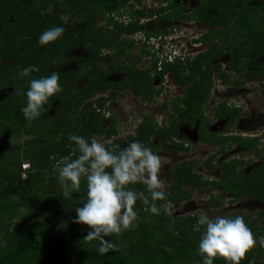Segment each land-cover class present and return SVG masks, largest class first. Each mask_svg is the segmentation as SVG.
<instances>
[{
	"label": "flooded vegetation",
	"instance_id": "af4514ba",
	"mask_svg": "<svg viewBox=\"0 0 264 264\" xmlns=\"http://www.w3.org/2000/svg\"><path fill=\"white\" fill-rule=\"evenodd\" d=\"M159 1L158 7L150 8L143 0L141 4L130 0L123 14L108 12L126 25L132 9L146 6L153 12L139 21L148 28L110 38L103 48L113 46L111 53L100 52L102 58H92L83 48L82 54L69 57L75 64L73 70L84 55L88 58L77 71V77L82 76L78 79L83 78L85 84L88 80L84 74L97 67L105 71L104 80L108 83L104 90L98 89L87 97L77 110L83 112L84 105L91 101L103 121L101 129L90 134V138L111 139L116 151L139 140L164 158L162 169L173 165L169 180L160 177L167 196L173 198L166 196L168 202L188 201L192 187L208 190V197L203 200L216 206L222 203L212 200L214 196L222 200L228 196L233 204L249 197L251 203L263 207L258 216H252H262L258 223L263 225L264 200L256 192L258 186L264 185V169H259L264 156V75L258 73L264 65L243 60L258 58L264 49L251 55V40L245 38L246 28H241L244 25L237 1L233 2L237 9L232 10V3L216 5L215 0H173L178 5L162 13L158 12L159 7L170 3ZM179 6L184 17L178 15ZM172 11V18L164 17ZM100 23L98 27L106 21ZM108 27L114 30V25ZM72 51L77 52V48ZM61 69L72 68L62 64ZM55 101L48 112L55 109ZM116 110L120 117L125 115L124 121ZM254 140L256 147L246 144ZM232 162L235 166L226 170ZM179 173L180 191L175 186ZM223 181L229 189L220 184ZM243 185L250 191H233ZM259 193L264 196V188ZM183 194L186 198L175 200ZM200 213L198 210L194 214ZM234 215L239 213L230 217Z\"/></svg>",
	"mask_w": 264,
	"mask_h": 264
},
{
	"label": "trees",
	"instance_id": "16d2710c",
	"mask_svg": "<svg viewBox=\"0 0 264 264\" xmlns=\"http://www.w3.org/2000/svg\"><path fill=\"white\" fill-rule=\"evenodd\" d=\"M65 1L66 3H63L62 0H0V77H5L7 80L11 73L8 71L9 69L14 68L20 72L29 65H35L39 71L34 72L37 75L34 78L31 77L32 79L50 76L53 72H57L60 77L59 83L63 88L62 92L51 97L48 103L44 105L41 116L35 120L34 125L25 127L22 132H18L15 129L18 128V125L14 128L11 127L10 132L5 137L7 139L12 133L17 136L33 134L35 141H30L33 145H39L42 141L47 143L46 150H41V148L38 151L35 150L33 151L34 155H31L28 150L23 151L26 157L31 156L30 159L33 162V168L28 169L27 176H22L21 160L17 163V171L6 175L0 172V199H9V197L13 196L20 198L18 202L3 203L0 201V212L8 214L11 219L22 205L29 208L28 212L30 214H33L30 206L35 205L36 209L41 210L40 212L43 216L52 217H55L58 209H62L65 205L63 192L55 190L58 181L57 177H51L45 183L44 174L49 168H53L54 162H57L61 157H71V160L79 153L76 150L74 151L72 145L75 146V144L74 142H70L67 136H63L58 141H51L46 138V135H51V132L57 133L59 129H63L64 127H72L73 133L90 139V134L99 131L101 123L103 124L100 115L92 107L91 101H87L84 105L83 112L80 113L77 108L94 91L98 89L104 90L108 86V83L104 80L105 71L95 64L94 66L97 67L95 70L84 74L88 82L82 88H77L75 86L77 71L81 70L88 58L83 57L84 59L82 58V61H79V66L75 70H62V63L58 61V57L70 53L75 46L81 45L85 47L92 58H102L99 54L101 49L110 43V38L148 28L141 25L139 21L141 17L153 14V12L147 10L146 6L132 9L129 12L131 20L126 25L116 19L115 15H110L109 13L116 12L119 15L123 14L125 6L130 0ZM135 1L141 2V0ZM163 1H169L170 4L167 5L168 7L160 6L158 9L160 13L167 8L178 5L173 0ZM235 1L241 5L240 21L245 26L248 25V22L250 24L251 22L260 24L257 27L246 28L247 38L250 40L256 38L255 42L251 41V55H256L264 49V0H226L225 2H232V10H235L237 9L236 5L234 6L235 3L233 4ZM254 1L257 2L254 3ZM130 5L133 6L134 3ZM177 11L179 16L184 17L182 7L179 6ZM172 14L173 11L164 17L170 19L172 18ZM100 16L105 18L106 23L103 25L105 27H102L100 34L96 36L94 30L97 24H92V20ZM76 17H83L87 25L76 28L74 25ZM181 17L179 19H182ZM108 25H114L113 35ZM53 26L64 27V34L57 41L51 42L48 45H39L38 37L40 34ZM89 41H93L95 45L89 44ZM258 73L264 75V66L258 69ZM96 81H100V83L96 84ZM56 99L60 100L56 108V114L59 113V108H65L66 114L63 115V119L49 115L45 116L52 106V102ZM0 107H4V97L2 95H0ZM20 107H22L21 104L17 105V110L21 113L18 121L24 124L26 119ZM220 114L223 113L221 112ZM50 120L52 122H49ZM44 123L48 124L49 131H41ZM47 131L48 134H46ZM246 144L256 147L257 140L247 141ZM5 150L3 149L0 155H5L7 153V150ZM54 155L58 159L55 160ZM261 160L262 165L259 166V169H264V156H261ZM12 163L13 161L9 164ZM234 166L235 162H232L227 165L226 170ZM180 173L175 184L179 191L182 180V174ZM220 184L225 189L230 188L224 181ZM240 187L242 189L233 188V191L237 194L241 193L240 190H242V193L250 191L249 189H245L244 185ZM138 188L141 191L146 190V186L143 184H138ZM263 188L264 185L258 186L256 194L264 200V196H261L259 193L260 189L262 190ZM40 191L46 192V195H38ZM81 196L87 197V190L81 189L80 192L73 193L71 198H66L65 200V202L73 204V207L69 208L75 215L74 206L81 202L79 201ZM167 197L173 200L171 196L168 195ZM184 197H186V194H183L180 199L176 198L175 200H181ZM57 198H60L61 202H58ZM75 200H78V203ZM166 200L169 201L167 198ZM162 201L160 200L156 203L161 205ZM41 205L43 206L41 207ZM135 207L139 210L137 225L124 230L119 235L113 234L111 238L106 237V239L116 241L118 250L110 251L103 256L97 252L99 240L86 241L82 237L74 240L58 235L43 237L40 236V234H44L43 231L36 233L39 236L36 234L28 236L26 233H21L18 236L20 238L15 242L16 246L10 250L8 246L14 244V238L16 237L7 236L5 229L0 226V264H200L202 257L198 252V243L204 228L197 224L198 214L180 216L176 222L173 221L167 212L162 210L159 215H156L152 223L141 219L144 207L141 201H138ZM50 208L55 209V211H50ZM244 218L257 238L264 237V224L260 225L258 223V220L263 218L262 216L253 219L248 215L244 216ZM172 223L175 224V229L169 228ZM77 225L81 228H88L85 230V234H87L89 230L87 225ZM2 235L6 239L5 244H2ZM77 236H80L79 233ZM257 241L259 242L245 254L240 264H264V242H261L259 239ZM6 245L8 246L6 247ZM214 264H228V262L225 258L218 256L215 258Z\"/></svg>",
	"mask_w": 264,
	"mask_h": 264
},
{
	"label": "clouds",
	"instance_id": "9594fccd",
	"mask_svg": "<svg viewBox=\"0 0 264 264\" xmlns=\"http://www.w3.org/2000/svg\"><path fill=\"white\" fill-rule=\"evenodd\" d=\"M64 32L65 28L61 26L48 28L38 37V44L43 46L57 41ZM38 71L37 66L29 65L18 75L28 77ZM59 80V74L53 72L50 76L28 81L27 103L21 108L28 122L39 119L49 99L63 91ZM69 140L74 142L79 154L55 165L57 179L65 198L80 192L81 182H86L87 197L82 206L75 208L76 215L72 219L73 223L89 227L83 240H99V255L118 250L116 241L106 237L119 235L133 225L139 214L135 207L138 200L147 205L152 214L159 215L161 208L168 211L170 202L166 201L165 182L159 175L164 158L150 146L133 140L116 151L111 147V139H97L95 136L89 139L72 133ZM23 166L25 171L30 168L28 163ZM137 183L145 185L149 195L134 190L132 186ZM160 200H165V204L158 205L156 202ZM197 224L204 228L198 243L202 257L200 264H214L218 256L225 258L228 264H240L258 239L264 242V237L254 235L242 215L210 216L201 212Z\"/></svg>",
	"mask_w": 264,
	"mask_h": 264
},
{
	"label": "rangeland",
	"instance_id": "374dc122",
	"mask_svg": "<svg viewBox=\"0 0 264 264\" xmlns=\"http://www.w3.org/2000/svg\"><path fill=\"white\" fill-rule=\"evenodd\" d=\"M226 0H215L216 5L217 4H222L224 5L226 2ZM63 3H66L65 0H62ZM144 4L147 5L148 7H158L160 5L159 0H143ZM257 1H254V3H256ZM232 2H229V4ZM67 17V16H66ZM105 21V18L103 16L100 17H95L92 20V24H101L100 22ZM242 26L241 28H248L250 29L251 27H257L260 24L258 23H253L248 22V25L245 26V24H243V22H241ZM74 25L76 28H81L87 25V22L85 21V19L83 17H76V19L74 20ZM102 25V24H101ZM100 27H96V29L94 30L95 35L97 36L98 34H100L102 27L105 26H101ZM247 29V30H248ZM111 34L113 35L114 32L112 29H110ZM246 32V29H245ZM247 33V32H246ZM245 38L247 40H250L249 38H247V36H245ZM253 40V42H255L256 38H252L251 41ZM92 43V45H95V43L93 44V41H89V44ZM88 44V45H89ZM81 45H77L74 47V49L77 48V52L72 51L69 54H63L60 55L58 57V61L61 62L62 64L69 66V68L74 69L75 68V64L74 61L70 60L69 57L73 56V55H77L78 53L82 54V50L83 46ZM113 48V46L111 47H106L103 48L101 50V52L103 53H111V49ZM118 48V47H117ZM116 48V50H117ZM121 49V47H119ZM123 48H125V46L123 45ZM73 49V50H74ZM251 50V47H250ZM84 55V54H83ZM85 57V55L83 56ZM72 59V58H71ZM243 61L246 62H253L255 61L256 64L258 63L259 65H264V53L259 56L258 58H252V59H248L247 57L244 58ZM8 71H10V75L8 77V79L6 80V78H2L0 77V95H2V97H4V107H0V152L4 149L7 150V153L5 155H0V172L3 173L4 175L6 174H10L12 172L17 171L18 169V161L21 160V167H22V176L25 177L27 176V172L28 169L30 170V168H33V162L31 161L30 157H26L25 153L23 151L28 150L30 151L31 155H34L33 151H38L40 148L41 150H46L47 149V143L43 142L39 145H33L31 142H34V135L33 134H23V135H14L12 132V134L9 135V137H7V139H5V137L7 136V134L10 132V128L11 127H15L18 125V128H15L18 132H22L25 127L27 126H32L35 124V120H33L32 122H28L26 120V122L24 124H21L20 121H18L19 116H21V113L17 110V105L21 104L22 107L26 105L27 103V97L25 95L29 84L28 81L32 78H34L37 74L33 72V74H30L28 77H21L18 75V70L12 68L9 69ZM32 77V78H31ZM79 77H82L81 75H79L77 77V79ZM78 84L75 83V85H80V87H83V85H85L84 83V79H78ZM78 88V86H77ZM253 94V93H252ZM256 95V94H254ZM57 101L60 102L59 99H56L55 101V106H54V110L52 109L51 112H47V116H51V117H60L62 118L63 115L66 114L65 108H59V113L56 114V108L59 105V102L57 103ZM20 107V108H22ZM54 111V112H53ZM117 115L119 117V119H121L122 121H124L125 115L122 114L120 117V113L118 110H116ZM45 115V116H46ZM63 119V118H62ZM16 121V122H15ZM49 122H52L51 120ZM22 126V127H20ZM14 130V129H13ZM44 130H48V124L44 123L41 127V131ZM48 131L46 134H48ZM73 133V129L72 127L68 128V127H64L63 129H59V131L56 132H51V135H46L47 139L51 140V141H55V140H60L63 136H67L69 139V134ZM123 134V130L122 133ZM105 137V136H104ZM29 141V142H28ZM31 141V142H30ZM70 141V140H69ZM71 142V141H70ZM20 147V148H16V147ZM22 147V148H21ZM74 151H75V146L72 145ZM9 148V149H8ZM16 148V149H15ZM19 149V150H18ZM5 150V151H6ZM49 150V149H48ZM55 160L58 159L56 158V156L54 155ZM71 158V157H70ZM70 158H67V156L61 157L59 160H57V162H54V167L53 168H49L45 174V183L48 182V179L51 177H57L58 173L57 170L55 169V165H57L59 162L62 161H66V160H70ZM52 161H54V159L51 158ZM13 161L12 164H9ZM28 163L30 164V168H28L26 171L24 169L23 164ZM172 166H168L166 169H162L160 171V177L162 179H164V176L167 178V180H169V175H172V171L171 168ZM8 170H7V169ZM231 176H233L231 173H229ZM236 179V178H234ZM137 185V184H136ZM134 190L136 191H141L140 189H137L138 187H136L135 185L132 186ZM50 188V187H48ZM81 189H85L87 190L86 187V182L82 181L81 182ZM55 190H60L63 192L62 186L60 185L59 181H57V184L55 186ZM212 190V189H210ZM209 190V191H210ZM208 190H206L205 188L202 190L201 188L195 187L193 189H189V196H188V201H180V203H175V202H171L170 201V207L168 208L167 214L169 216L172 217L173 221L177 222V218L180 215H189V214H194L196 211H200V212H205L210 216H216V215H221V216H231L234 214V212L239 213V215H244L247 214L249 216H253L257 213H259V211L263 208L261 205H254L253 203H251V199H249V197H245L243 199H241L237 204H233L231 200L232 198L230 197H226L225 200L222 199H217L216 196L213 197L212 200L214 201H219L220 203H222V205L220 206H216L214 202H210L208 203L207 201L203 200L206 199L208 197L207 193ZM171 194L174 192H170ZM46 195V192H38V195ZM148 192H145V195H147ZM169 195V194H168ZM175 194H173L174 196ZM24 197H26V195H24ZM86 197L81 196V198H79L81 202L78 203V200H75L76 204L74 207H79L82 206V202ZM167 198V197H166ZM186 198V197H185ZM64 200V207L62 209H58L57 215L55 217L52 216H43L41 214V210L36 209L35 205H31L30 207L32 208V213L30 214L29 208L27 206H20L19 210H17L14 213V217L11 219L10 216L8 214L2 213L0 212V226L5 229V234H7V236L10 237H16L14 238V244L11 245H6V247L8 246V249L11 250V248H14L15 242L18 241V237L19 235H21V233H26V235H32V234H36L38 231H43L44 234H40V236H47V237H52V236H66L69 237L71 239L74 240H78V238L80 237H84L85 234V230H87L88 228L86 227H80L79 225L73 223V217L75 216L74 213H72L70 211V208L73 207V204L71 202H65L66 198H63ZM20 200V198L18 196H13V197H9V199H0L1 202H18ZM58 202H61L60 198L56 199ZM85 201V200H84ZM167 201V200H166ZM165 200L162 201V204H165L166 202ZM43 205H41L42 207ZM68 206V207H67ZM70 207V208H69ZM164 210L163 208H161L160 212ZM50 211H55V209L50 208ZM255 216H258L255 215ZM156 217V214H152L149 210H148V206L144 204L143 210H142V216L141 219L146 220L148 222H152L154 221ZM135 225H137V220L133 223V225L131 227H134ZM171 229H175V224L172 223L170 225ZM75 230V231H74ZM76 231H79L76 233ZM79 233L80 236H77ZM4 234V235H5ZM37 236H39L38 234H36ZM3 238V243L5 244L6 239L4 238V236L2 235ZM111 238V237H110ZM114 239V238H112ZM259 241H257L258 243ZM126 244V242H125ZM124 246V245H123ZM1 251V249H0Z\"/></svg>",
	"mask_w": 264,
	"mask_h": 264
}]
</instances>
